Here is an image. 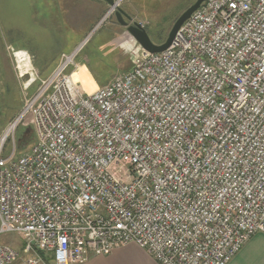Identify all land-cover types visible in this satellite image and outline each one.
Masks as SVG:
<instances>
[{"label": "built area", "instance_id": "obj_1", "mask_svg": "<svg viewBox=\"0 0 264 264\" xmlns=\"http://www.w3.org/2000/svg\"><path fill=\"white\" fill-rule=\"evenodd\" d=\"M81 46L0 138V234L22 241L0 244V264H81L128 243L160 264H228L264 233V0H205L171 46L139 44L91 92Z\"/></svg>", "mask_w": 264, "mask_h": 264}, {"label": "rangeland", "instance_id": "obj_2", "mask_svg": "<svg viewBox=\"0 0 264 264\" xmlns=\"http://www.w3.org/2000/svg\"><path fill=\"white\" fill-rule=\"evenodd\" d=\"M194 1L190 0L163 22L165 39L177 18ZM119 6L130 16H125L129 24L142 23L151 39H156L157 25L161 22L159 9L136 0H120ZM110 9L106 0H0V138L36 92L41 79L51 73L62 53H71L82 45L77 56L82 64L76 78L89 92L98 87L96 76L100 82L107 83L132 67L139 43L120 23L115 10L108 13ZM16 49L25 50L29 55L30 73L21 74L24 67H19ZM15 137L18 141L25 137V147H29L35 140V131L21 123ZM25 147L18 148V154ZM12 151L10 138L3 156ZM10 242L21 248L19 232L0 234V244Z\"/></svg>", "mask_w": 264, "mask_h": 264}, {"label": "crops", "instance_id": "obj_3", "mask_svg": "<svg viewBox=\"0 0 264 264\" xmlns=\"http://www.w3.org/2000/svg\"><path fill=\"white\" fill-rule=\"evenodd\" d=\"M57 60L54 68L58 64ZM51 65V64H50ZM49 65V66H50ZM53 68V69H54ZM52 69V71H53ZM51 71V72H52ZM99 85V84H98ZM81 264H160L136 243L116 248L108 255H93ZM228 264H264V233H255Z\"/></svg>", "mask_w": 264, "mask_h": 264}, {"label": "water", "instance_id": "obj_4", "mask_svg": "<svg viewBox=\"0 0 264 264\" xmlns=\"http://www.w3.org/2000/svg\"><path fill=\"white\" fill-rule=\"evenodd\" d=\"M110 5L111 9L108 13L112 12V9H115V14L117 15L120 23L125 25L131 35L136 39V41L143 47L145 50L149 52H159L167 47L171 46L175 39L176 35L183 24V22L190 17L192 12L196 10L205 0H196L193 4H191L175 21L174 25L172 26L167 38L162 43L154 42L145 27L140 22H133L129 24V22L125 19L126 17H130L128 13H126L119 5L118 2L120 0H106ZM0 102H1V70H0ZM1 103H0V114H1Z\"/></svg>", "mask_w": 264, "mask_h": 264}, {"label": "trees", "instance_id": "obj_5", "mask_svg": "<svg viewBox=\"0 0 264 264\" xmlns=\"http://www.w3.org/2000/svg\"><path fill=\"white\" fill-rule=\"evenodd\" d=\"M140 1L141 2L143 1V4L145 5L150 4L152 8L159 9L157 13L161 15L160 17L161 22L157 25L158 33L156 35V39L152 38V40L156 43H162L165 41V37H166V35L164 34L163 22L171 19L178 11H180V9L185 7L184 5H187V3H189L190 0H136V2H140ZM146 30H147V27H146ZM150 37L152 36L150 35ZM95 78L97 79V81L99 82V85L101 86L112 81L111 79L107 83H102L100 82L98 76H96Z\"/></svg>", "mask_w": 264, "mask_h": 264}, {"label": "bare ground", "instance_id": "obj_6", "mask_svg": "<svg viewBox=\"0 0 264 264\" xmlns=\"http://www.w3.org/2000/svg\"><path fill=\"white\" fill-rule=\"evenodd\" d=\"M15 55L18 57L19 67H24L23 70H21V74L30 73V70H31V66L30 65L31 64H30L29 55L27 54V52L25 50H17L16 53H15ZM76 73L74 74L75 76H76Z\"/></svg>", "mask_w": 264, "mask_h": 264}, {"label": "flooded vegetation", "instance_id": "obj_7", "mask_svg": "<svg viewBox=\"0 0 264 264\" xmlns=\"http://www.w3.org/2000/svg\"><path fill=\"white\" fill-rule=\"evenodd\" d=\"M23 139H24V140H26V138H25V137H24Z\"/></svg>", "mask_w": 264, "mask_h": 264}]
</instances>
